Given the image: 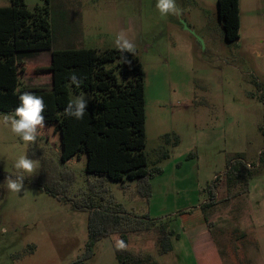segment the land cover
<instances>
[{"label": "rangeland", "instance_id": "rangeland-1", "mask_svg": "<svg viewBox=\"0 0 264 264\" xmlns=\"http://www.w3.org/2000/svg\"><path fill=\"white\" fill-rule=\"evenodd\" d=\"M23 1L31 10L45 4ZM176 3L179 15L162 16L156 0H50L53 49L103 51L116 47L121 30L134 41L146 92L145 152L149 168L161 171L150 176L151 195L144 197L137 180L88 173L85 152L62 159L61 141L66 146L70 140L66 132L53 139L46 128L38 129L36 142L25 143L2 123L14 111L0 110V228H7L0 231V264H74L87 252L90 235L89 211L72 204L90 198L173 230V249L167 253L147 233L133 235L143 243H124L151 254L152 264H199L194 235L207 230L224 264H264V104L259 98L264 94V34L227 41L211 0ZM10 4L0 0V7ZM20 54L24 64L40 67L49 63L51 49ZM51 84L45 72L20 75V87ZM20 154L39 166L25 174L21 192L13 193L3 184L6 176L14 177ZM238 156L254 164L256 174L248 192L230 196L227 161ZM213 182L216 197L204 211L200 206L208 201ZM52 188L60 193L52 194ZM185 210L191 213L184 220ZM119 241V234L100 238L92 257L81 264H120Z\"/></svg>", "mask_w": 264, "mask_h": 264}, {"label": "trees", "instance_id": "trees-1", "mask_svg": "<svg viewBox=\"0 0 264 264\" xmlns=\"http://www.w3.org/2000/svg\"><path fill=\"white\" fill-rule=\"evenodd\" d=\"M35 10L29 9L23 0H11L9 6L0 7V110L15 111L19 96L31 92L43 97L47 137H59L66 132L69 143L61 141L62 159H69L80 152L87 155L86 171L116 181L137 180L139 192L149 198V178L161 168H149L146 145V92L143 64L136 55L117 47L103 51L92 47L53 49L49 22V2ZM219 18L227 41L240 37L239 0H218ZM51 49V60L45 66L24 64L20 52ZM126 57L127 62L122 58ZM45 72L51 75V88L20 87V75ZM44 75V74H42ZM80 81L77 87L70 77ZM85 94L88 102L82 119L65 115L68 103L75 96ZM264 104V94L259 96ZM264 134V120L260 125ZM170 143V134L164 135ZM178 138L174 143L177 144ZM168 156V153L164 154ZM264 165V155L262 157ZM256 166L241 156L228 159L225 172L229 195L238 196L249 191L250 180L256 174ZM216 183L208 186L209 199L201 204L206 210L216 197ZM52 194H58L54 188ZM90 198V197H89ZM74 208L89 211L88 229L90 241L87 252L74 264H81L93 255V246L100 238L119 234L124 243L133 233H153L160 251H169L173 230L147 216L127 213L124 209L104 207L93 199L75 201ZM190 210L181 213L183 219ZM207 221V216H204ZM120 264H139L144 254L134 253L124 247L115 248ZM210 264H220L218 261Z\"/></svg>", "mask_w": 264, "mask_h": 264}, {"label": "clouds", "instance_id": "clouds-1", "mask_svg": "<svg viewBox=\"0 0 264 264\" xmlns=\"http://www.w3.org/2000/svg\"><path fill=\"white\" fill-rule=\"evenodd\" d=\"M156 9L162 16L179 15L181 9L178 7L176 0H156ZM115 45L121 51L132 53L135 49V44L127 38V35L121 30L115 40ZM127 62L126 57L122 58ZM71 83L77 87L80 86V81L75 75L70 77ZM19 105L15 108L14 113L3 116V125L19 137L25 143H35L38 137V129L45 127V118L43 112L45 110L44 99L31 92H23L19 96ZM87 100L85 95L77 96L70 101L65 108V115L73 116L76 119H82L87 108ZM38 161L30 159L27 154L18 155L13 167L15 169L13 175H8L3 184L10 192L20 193L24 188L25 174L32 175L38 168ZM0 231L7 232V228H0ZM119 246L124 247V242L119 241Z\"/></svg>", "mask_w": 264, "mask_h": 264}, {"label": "crops", "instance_id": "crops-1", "mask_svg": "<svg viewBox=\"0 0 264 264\" xmlns=\"http://www.w3.org/2000/svg\"><path fill=\"white\" fill-rule=\"evenodd\" d=\"M211 2L214 5H217L218 7V0H211ZM239 8H240V37L239 38H243V37L244 38H260L259 36L264 34V0H239ZM205 11L207 12L208 10H205ZM217 14H218L219 23H221L220 18H219V11L217 12ZM59 49H64V48H59ZM50 60H51V56H50ZM51 82H52V78H51ZM144 233L153 235V237L155 238V243L157 244V238L153 233H150V232H144ZM134 234H142V233H133L129 235L128 242L125 244H128L131 241L135 243L136 242L143 243L141 239L140 240L136 239L133 236ZM194 238L195 239L193 241V247L197 255L196 258L198 259L199 264H210L213 262L215 263L217 261L220 264H224L220 250L217 244L214 242V239L212 238L210 231L208 230L203 231L202 234L200 235L199 234L194 235ZM126 249L134 253L144 254L146 256L145 259L142 260V262L139 264H152L154 261L153 256L143 250L135 251L129 248H126ZM172 249L173 248H171L169 251H166L164 253L170 252L172 251Z\"/></svg>", "mask_w": 264, "mask_h": 264}]
</instances>
